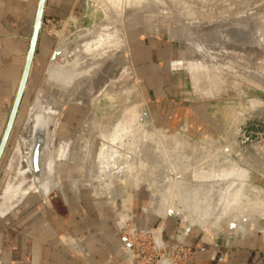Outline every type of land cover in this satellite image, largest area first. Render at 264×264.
Masks as SVG:
<instances>
[{
    "label": "rangeland",
    "instance_id": "1",
    "mask_svg": "<svg viewBox=\"0 0 264 264\" xmlns=\"http://www.w3.org/2000/svg\"><path fill=\"white\" fill-rule=\"evenodd\" d=\"M162 1L164 0H158L157 2L164 5ZM168 1L171 2L168 5L169 10L174 13L179 12L182 4L196 6L201 11L200 19H197L198 22L202 21V19L203 22H207L206 20L208 19V25L210 23L209 26L212 28L220 20H230L229 18L232 17V14L233 16H238L239 19H242V17L247 19L251 18L256 24H264V0ZM233 4H236V9ZM230 6H232L233 10ZM234 9L235 11L238 10L235 12ZM230 12L233 13L231 14ZM104 17L105 13L97 1L78 0L72 12L67 17L48 16L44 19L41 32L50 38L48 42L49 52L40 75L30 85H27L13 132L5 149L6 154L4 152V158L2 157L1 159V162L3 160V164L2 170H0V197L4 195L5 200H8L12 204L15 203L12 199L13 196L11 194L5 196V192L17 175L22 177V172L20 171L22 169L24 170L23 166H26L28 163V160L26 161L24 157L26 154V143L22 140L20 133L30 116L31 108L34 106V100L39 93L38 100L43 104L51 102L52 104H58L61 108V111L57 114L59 121L57 125L54 124L52 126L55 129L53 150H56L61 143L66 146L64 150L66 154L62 157H57V165L52 174L53 180L58 181L59 184L47 199H52L54 208L63 211L67 209V206L63 203L65 200H75L76 202L74 203L81 208H85L90 203L106 206L113 215L114 226L124 240L125 251L129 256L130 264L136 263L134 258L129 254V241L132 244L133 242L136 243L137 260L139 262L149 258L155 260L166 258L163 259L161 264H173L172 261L167 259V257H171L177 264L187 263L191 247L187 242V234H184V230L187 233L189 226L201 227L210 239L215 238L223 229L230 231L261 229L264 231L263 216H259L254 222H249L247 218H238L235 216L236 213H231L232 215L224 214L219 216L218 219L210 217L209 219L207 218L208 221H206L205 225L209 224L211 227L214 226L215 232H208L205 225L199 223L195 218L189 217L188 210L183 208L178 210L169 209L165 214L158 212L154 207L152 199V190L154 187L150 184L151 177L149 176V170L145 162L139 172L136 171V174L131 177L132 179L130 178L129 183L126 184L120 181V186L118 185V187L122 189V193L118 196L102 192V190L99 192L92 184L83 181L80 177L78 178L79 175L86 174L88 171L86 164L77 162L74 158L75 153L79 152L84 144L82 136L88 141H91V139L95 140L93 166L95 165V159L99 151L107 142V139L100 133L95 136L93 132L86 133L83 131V125L90 115L93 105H86V102L66 103V94H57L55 92L56 90L46 83L47 71L52 53L59 41H61L60 45L62 41H76L81 29L93 26ZM153 18L151 19L155 23L157 19ZM146 20H144L146 24H151L152 21L150 19L146 18ZM174 21L179 22L177 19ZM175 26V24L166 22L159 28L157 33L148 31L140 32L135 28L126 30L128 56L135 76L131 78L130 74H127V76L123 74V77L117 83L119 90H116V92L113 91V93H116V97H113L114 100L112 98H106V95L100 93L101 100L98 103L99 107L95 111L96 127L101 131L104 130L106 134H109L112 133V128L116 126L115 124L129 121L135 128H140L138 133L141 132V134H145L146 136H152L157 133L162 135H179L195 146H209V141L213 139L223 148L226 154L228 153L227 158L229 156V158L239 162L242 167L248 169V173L244 179L247 181L246 183L250 184L248 190L251 188V184L257 190L264 189V37L259 38L257 42H254L248 48L242 49L241 51L243 53L240 51L236 53L237 55H234L235 53L229 50L223 51L220 47L210 43L207 46L213 49V51L210 50L211 52H209L206 45L200 47L203 45V41H201L203 40L202 35L195 36L196 42L184 40L180 36L174 35L173 30ZM201 37L202 39H200ZM141 39L168 41L173 45L174 58L176 60V64H174L179 69L182 83V100L187 102L194 101L199 105V113L207 122L202 123V126L199 127L200 130L196 129L197 126H195V123L193 126L196 131H204L207 129L205 133H193V128L189 122L172 128L165 124L157 125L153 121L131 57L132 43ZM197 43L199 44L197 45ZM218 48L220 50L219 54L222 53L225 56L223 58L224 56L222 54L219 55L221 60H225L224 67L221 60L219 62L217 61L220 59L215 54L218 53ZM200 50L202 51L200 52ZM226 52L229 53L227 54ZM232 63L235 65L233 66ZM105 64L106 60L101 62V66H105ZM227 66L229 67L226 69ZM235 66H238V69ZM135 77L137 79L136 82ZM130 80L133 81L131 82ZM145 111L149 112L150 117L142 120ZM112 125L115 126L113 127ZM206 125L208 126L206 127ZM95 129L97 130V128ZM129 133L128 138L116 142L119 150H130L135 142L138 143V139L135 140L136 137H133L132 133ZM125 141L126 144L124 145L123 143ZM120 143L124 146L122 144L119 146ZM241 156L247 160L249 159L248 161L251 163L250 167L243 164L244 162L242 163ZM26 168L24 171H27ZM29 175L31 179V172ZM113 175L114 173L112 171L103 172L102 179L108 182ZM34 189L35 191H32V193L45 197L36 190L37 187ZM152 216H159V218ZM162 220L166 223H162ZM209 220L211 223L212 221L217 222L211 225ZM166 224L172 227L174 230L173 233L166 234ZM205 227L206 229H204Z\"/></svg>",
    "mask_w": 264,
    "mask_h": 264
},
{
    "label": "bare ground",
    "instance_id": "2",
    "mask_svg": "<svg viewBox=\"0 0 264 264\" xmlns=\"http://www.w3.org/2000/svg\"><path fill=\"white\" fill-rule=\"evenodd\" d=\"M95 1L101 5L105 17L93 26L81 29L76 41H62L60 52L53 63L49 65L46 78V83L53 87L57 94H66V103L86 102V105H93L92 111L83 125V131L86 133L93 132L95 136L100 133L107 139L93 166L95 140L88 141L82 136L84 144L82 149L75 153L74 158L77 162L86 164L88 171L86 174L79 175L78 178L80 177L83 181L92 184L99 192L102 190V192L118 196L122 193V189L118 187L120 181L126 184L129 183L131 177L136 174V171L139 172L145 162L151 177L150 184L154 187L152 190L154 207L162 214H165L169 209L178 210L183 208L188 210L189 217L195 218L203 225L208 221L207 218L218 219L219 216L232 215L231 213H236L235 216L238 218H247L249 222H254L259 216L264 217V189L257 190L251 184V188L248 190L250 184L244 180L248 169L242 167L239 162L229 158V156L227 158L228 153L226 154L223 148L213 139L209 141V146H195L179 135L157 133L146 136L141 132L138 133L140 128H135L129 121H127L128 123L119 122L115 124L116 126L112 125L115 127L112 128L113 130L111 129L112 133L108 132L109 134H106L104 130H99L95 125V111L101 100L100 93L106 95V98L113 99V97H116V93H113V91L119 90L117 83L123 77V74L124 76L130 74L131 78L134 77L127 56H124L128 51L127 29L135 28L140 32L157 33L162 25L170 22V24L176 25L173 30L175 36L196 42L195 36L202 35L203 45H199L200 47L207 46L210 43L220 47L223 51L229 50L237 55L236 53L248 48L254 42H257L259 38L264 37V24H256L251 18L242 17V19H239L238 16H233V12H230L232 14L230 20H220L212 28L209 26L210 23L208 25V19L207 22H203V19L198 22L197 19H200L201 11L196 6H186V4H182L183 1L180 3L182 5L178 13L170 12L168 5L171 2L168 0L162 1L164 5L158 3V0ZM235 5L233 4L236 9ZM230 7L232 9V6ZM146 18L150 21H152L151 18L157 20L155 23L152 21L151 24H146L144 21ZM176 19L179 22H175ZM222 35H226L227 40ZM206 48L209 52L213 51L208 46ZM217 51L218 53L215 54L220 58L219 55L222 53L219 54V48ZM222 55L224 56V54ZM104 60H106V64L101 66V62ZM220 60L221 58L217 61ZM221 62L224 67L225 60L223 59ZM232 65L235 64L232 63ZM114 81L116 82L112 83ZM35 108H40L41 111L53 116L55 125L59 121L57 114L61 111L58 104H52L51 102L43 104L41 101H37V104H34L31 108L30 116L27 117L28 120L20 133L22 140L26 143V154L24 156L26 161L32 144ZM101 128L103 129V127ZM129 132L132 133L133 137H136L135 140L138 139V143H133L134 145L130 150H119L116 142L128 138ZM52 140L54 144V135ZM126 140L128 141V139ZM123 144L125 145L126 141ZM123 144L122 146H124ZM65 147L61 143L56 150L46 154L44 166L50 176L55 171L57 157L66 154ZM248 160L241 156L242 163L244 162L243 164L250 167L251 163ZM23 167L24 170L27 167L26 169L30 174L29 164L27 163ZM24 170L20 171L22 177L17 175L15 180L11 182L5 196L14 195L12 188L14 190L20 189V194L27 189V186L32 184L34 181L32 172V178L30 179V175ZM109 171H112L114 175L107 182L102 179V173ZM11 204L8 200H5V203L0 206V210H7ZM3 206L6 207L3 208ZM216 222L212 221L211 223L209 220L211 225ZM205 226L208 232H215L214 226L211 227L209 224ZM132 247V243L129 241V254L134 258Z\"/></svg>",
    "mask_w": 264,
    "mask_h": 264
},
{
    "label": "crops",
    "instance_id": "3",
    "mask_svg": "<svg viewBox=\"0 0 264 264\" xmlns=\"http://www.w3.org/2000/svg\"><path fill=\"white\" fill-rule=\"evenodd\" d=\"M39 1L0 0V143L26 64ZM77 1L46 0L43 21L48 16L67 17ZM49 40L40 33L27 85L42 71ZM124 56L135 76L128 51ZM131 57L153 121L172 128L189 122L193 133H205L207 129L199 131L207 122L199 113V105L182 100L173 45L136 40ZM2 164L3 160L0 170ZM12 191L16 202L20 189ZM51 200L32 193L20 208L0 216V264H130L124 240L106 206L90 203L81 208L75 200H65L67 209L63 211L54 208ZM165 232L174 230L166 224ZM186 236L191 251L185 264H264L261 229H223L210 239L201 227L192 226Z\"/></svg>",
    "mask_w": 264,
    "mask_h": 264
},
{
    "label": "water",
    "instance_id": "4",
    "mask_svg": "<svg viewBox=\"0 0 264 264\" xmlns=\"http://www.w3.org/2000/svg\"><path fill=\"white\" fill-rule=\"evenodd\" d=\"M45 4H46V0L39 1L36 21L30 40V46H29L26 64L15 97V101L12 107V111L10 113L9 120L0 143V162L5 152V149L8 145L10 136L13 132V128L15 126V122L18 117L21 103L26 92L30 69L32 66L34 56L36 54L40 33L43 27ZM60 43L61 41H59V43L57 44L56 48L52 53L50 64L53 63V61L56 59L57 55L60 52ZM38 94L34 100V104H37V101H39ZM149 117H150L149 112L145 111L142 120L148 119ZM54 124H55V118L53 116L46 114L44 111H41L40 108H35L34 124H33V132H32V144L29 149V156H28V164L30 167V171L32 172V175L34 177V181L27 189L22 191L20 198L15 203L11 204L7 210L4 211L0 210L1 217H5L11 212H13L15 209H17V207L25 201L27 196L30 193H32V191H35L34 189L35 187H37L36 190H38L43 196L49 197L58 186L59 184L58 181L53 180V175L50 176L44 166V159L46 154H48L50 151L53 150L52 138L55 129H53L52 126ZM4 203H5V197H3L2 195V197H0V206L3 205ZM191 227L192 226H189L188 229H191Z\"/></svg>",
    "mask_w": 264,
    "mask_h": 264
},
{
    "label": "built area",
    "instance_id": "5",
    "mask_svg": "<svg viewBox=\"0 0 264 264\" xmlns=\"http://www.w3.org/2000/svg\"><path fill=\"white\" fill-rule=\"evenodd\" d=\"M184 234L186 235L187 233L185 232V230H184ZM133 242V241H132ZM160 244V243H159ZM133 251H134V260H135V263L136 264H161V262L163 261V259H166V258H162V259H152V258H149V259H145L144 261H142V262H139L138 260H137V257H138V254H137V252H136V243L135 242H133ZM167 259H169L170 261H172L173 262V264H177V262H175L174 260H173V258H171V257H167Z\"/></svg>",
    "mask_w": 264,
    "mask_h": 264
}]
</instances>
